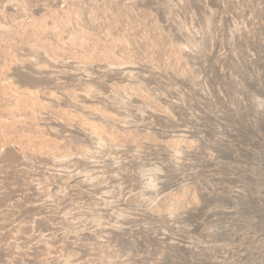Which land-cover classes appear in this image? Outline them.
Masks as SVG:
<instances>
[{"label":"rangeland","instance_id":"374dc122","mask_svg":"<svg viewBox=\"0 0 264 264\" xmlns=\"http://www.w3.org/2000/svg\"><path fill=\"white\" fill-rule=\"evenodd\" d=\"M188 3L0 0V132L14 137L0 139V264H264V99L251 104L264 79L243 46L254 27L210 0L239 40L204 55L210 28ZM70 164L88 178L102 167L106 188L73 183Z\"/></svg>","mask_w":264,"mask_h":264},{"label":"bare ground","instance_id":"6f19581e","mask_svg":"<svg viewBox=\"0 0 264 264\" xmlns=\"http://www.w3.org/2000/svg\"><path fill=\"white\" fill-rule=\"evenodd\" d=\"M170 1V0H169ZM180 1V0H179ZM209 1L210 0H189V3H188V6H191V5H195V7H196V10L195 11H193L194 13H196V15H198V17H194V16H191L190 17V19H192L191 21L192 22H197V21H201V22H204V23H208V25H209V27L208 28H210L209 29V34H208V36L207 37H205L204 38V40L207 42V44L209 45V48L207 49V52H204V55H205V53L206 54H209L210 56H217L218 55V53H220L223 49H224V47H226V45H228V42L227 41H225V39L226 40H228L229 42H232V44H236V43H238V37L236 36L237 34H235V35H232V36H230L229 38H227V36L224 34V32H225V26H226V23H231V21H232V17H230L228 14H227V11L226 12H224L223 11V9H221L220 7H219V5L217 4L215 7V9H213V8H210L209 10H207L206 8H204V7H207L208 6V3H209ZM233 3H235L236 4V6L238 7V9L239 10H241L240 11V13H241V15L243 16V18H244V21H245V23H246V25H248V26H253L254 27V33H255V36H253V37H251V38H249V40L248 41H246L245 43H243V46H244V52L246 53V55L248 56V58L246 59L245 57V59L248 61V64L250 65V64H255L254 65V67H253V69H255V70H258L259 72H260V74H261V76H263V79H264V0H231ZM248 2V3H250L251 4V6H253L254 8H255V12L254 13H250V12H246V10H244L243 9V7L244 6H242V5H240V4H242L243 2ZM221 3L223 4V2L221 1ZM231 3V2H230ZM180 4V3H179ZM238 5H240V6H238ZM235 6V7H236ZM224 7V6H223ZM189 14V13H188ZM238 14V13H237ZM193 15V14H192ZM242 16H241V18H242ZM188 17V16H187ZM235 17V16H234ZM197 18V19H196ZM242 18V19H243ZM238 19V18H237ZM236 19V20H237ZM242 19H241V21H242ZM37 20V19H36ZM187 21V20H186ZM190 21V20H189ZM191 21H190V23H191ZM238 23V22H237ZM241 23V22H240ZM244 23V22H243ZM194 24V23H193ZM195 25V24H194ZM196 26H198V25H196ZM246 28V27H245ZM42 30V29H41ZM238 30V29H237ZM9 31V30H8ZM202 32V31H201ZM200 32V33H201ZM3 33V32H2ZM36 33V32H35ZM206 33V32H205ZM208 33V32H207ZM38 34V33H37ZM201 36H204L203 34L201 35ZM3 37V36H2ZM46 37V36H45ZM7 38V37H6ZM2 41H4V40H2ZM9 41H11L10 39H9ZM8 41V42H9ZM37 41V40H36ZM41 41H42V39H41ZM1 42V41H0ZM85 42V41H84ZM83 42V43H84ZM202 42V41H201ZM12 43V42H11ZM7 44V43H6ZM80 44H81V42H80ZM204 44H206V43H204ZM5 45V44H4ZM75 45V44H74ZM229 45H231V44H229ZM242 45V44H241ZM9 46V45H8ZM11 46V45H10ZM229 47V46H228ZM47 48V47H46ZM203 48V47H202ZM5 49H7V48H5ZM9 49V48H8ZM229 49V48H228ZM1 50H2V48H1ZM11 50V49H10ZM225 50V49H224ZM6 51V50H5ZM15 51V50H14ZM14 51L12 52V54H14ZM203 51V50H202ZM241 51V50H240ZM4 52V51H3ZM8 52H10V51H8ZM4 53H6V52H4ZM3 53V54H4ZM227 53V52H226ZM226 53H225V55H219L217 58L219 59L218 61L222 64V67H224V65H225V56H226ZM241 53V52H240ZM8 54H10V53H8ZM20 54V53H19ZM243 54V53H242ZM244 55V54H243ZM3 56V55H2ZM7 56V58H9V56H11V55H5V57ZM207 56V55H206ZM208 57V56H207ZM216 59V58H215ZM211 60V59H210ZM209 60V61H210ZM213 60V59H212ZM245 60V61H246ZM206 61V60H205ZM217 61V60H216ZM12 62V61H11ZM212 63V62H211ZM218 63V62H217ZM228 63V62H227ZM213 64V63H212ZM2 67V66H1ZM218 67H220V66H218ZM25 68V67H24ZM22 69V68H21ZM40 69V68H39ZM26 70V69H25ZM48 70V69H47ZM57 70V69H56ZM23 71V70H22ZM3 72V71H2ZM1 72V73H2ZM27 72V71H26ZM67 72V71H66ZM0 73V74H1ZM28 73V72H27ZM25 74V73H24ZM23 74V75H24ZM30 74V73H29ZM3 76V75H2ZM35 76V75H34ZM45 76H47V75H45ZM49 76V75H48ZM76 76V75H75ZM33 77V76H32ZM3 78V77H2ZM1 79V78H0ZM8 79V78H7ZM37 79V78H36ZM6 80V79H5ZM39 80V79H38ZM1 81V80H0ZM29 81V80H28ZM261 81V80H260ZM260 81H256L257 83V85H262V84H264V81L263 82H260ZM14 82V81H13ZM12 82V83H13ZM3 83H5V82H3ZM9 84V83H8ZM6 85V84H5ZM4 85H2V87H3ZM8 86V85H7ZM14 86V85H13ZM12 86V87H13ZM17 86V85H16ZM11 87V86H10ZM28 89V88H27ZM256 89V94L255 95H253V97H252V99H251V104H253L254 102H259V101H261V99H264V91L263 92H260L259 91V88H255ZM16 90V89H15ZM15 90H13L12 92H14ZM2 93H4V94H6V95H9V92H11L10 91V89L9 88H2ZM21 91V90H20ZM31 91V90H30ZM24 93H26L25 91H23ZM23 93V94H24ZM3 94V95H4ZM27 94H28V92H27ZM6 95H4V96H6ZM26 96H28V95H26ZM34 96V95H33ZM38 96V95H37ZM10 97H11V95H10ZM10 97H9V99H10ZM18 97H21V93H20V96H18ZM32 97V96H31ZM4 99H5V97H3ZM15 98V97H14ZM37 98V97H36ZM0 99H1V97H0ZM7 100H6V102L8 101V98H6ZM30 99H33V98H30ZM85 99V98H84ZM22 101V99H19V98H17V100L16 101H14V100H12V101H14L13 102V104L15 103V105L16 106H18V107H15L16 108V110H17V108H18V110H19V108H20V105L22 104V103H24L25 101H22V103L20 102V101ZM36 100V99H35ZM11 101V99L9 100V102ZM33 101V100H32ZM32 101H31V105H32ZM38 101V100H37ZM87 101V100H86ZM5 102V101H4ZM35 103H36V101H35ZM43 103V102H42ZM262 103V102H261ZM5 104V103H4ZM8 104V103H7ZM12 104V103H11ZM10 104V105H11ZM26 104V103H25ZM38 104H40L39 102H38ZM259 104V103H258ZM24 105V104H23ZM35 105H37V103L35 104ZM14 107V106H13ZM24 107V106H23ZM33 107H34V105H33ZM32 107V108H33ZM38 107V105L35 107V108H37ZM6 108L7 107H5V110H6ZM26 108V107H25ZM39 108H41V107H39ZM31 109V108H30ZM34 109V108H33ZM97 109V108H96ZM18 110H17V113H15V115H18ZM20 110H21V108H20ZM25 110V109H24ZM34 111V110H33ZM26 112V111H25ZM25 112H24V114H25ZM27 112H31V110L30 111H28L27 110ZM35 112V111H34ZM36 112H37V110H36ZM13 114H14V112H12ZM12 113H11V115H12ZM9 114V113H8ZM32 114V113H31ZM35 114V113H34ZM22 115V114H21ZM30 115V114H29ZM33 115V114H32ZM10 116V115H9ZM19 116V115H18ZM27 116V115H26ZM31 116V115H30ZM23 117V116H22ZM25 117V116H24ZM34 117V115L32 116V118ZM11 118L13 119V117L11 116ZM11 118H9V119H11ZM16 118H17V116H16ZM35 118H36V114H35ZM108 118V117H107ZM2 119V118H1ZM18 119V118H17ZM24 119V118H23ZM22 119V120H23ZM34 119V118H33ZM55 119H57V118H55ZM70 119V118H69ZM4 120V119H3ZM8 120V119H7ZM14 120V119H13ZM13 120H11V121H13ZM21 120V119H20ZM22 120H21V122H22ZM58 120V119H57ZM2 121V120H1ZM9 121V120H8ZM28 121V120H27ZM36 121V120H35ZM55 122V121H54ZM70 122V121H69ZM12 124H14V123H16V122H11ZM20 123V122H19ZM19 123H17V124H19ZM25 123H26V121H25ZM28 123V122H27ZM11 124V126H13ZM22 124H24L23 122H22ZM71 124V123H70ZM15 125V124H14ZM26 125V124H25ZM61 125V124H60ZM10 126V123L9 122H7L6 120L5 121H2V123H1V129L3 128L4 130L6 129V128H9V127H11ZM20 126H22V125H20ZM32 126V125H31ZM67 126V125H66ZM24 127V126H23ZM30 128V127H29ZM63 128H65V127H63ZM76 128V127H75ZM31 129V128H30ZM30 129H28V131L30 130ZM40 129V128H39ZM62 129V128H61ZM60 129V130H61ZM80 129V128H79ZM102 129V128H101ZM17 130V129H16ZM21 130V129H20ZM63 130V129H62ZM65 130H67V128L65 129ZM82 130V129H81ZM104 130V129H103ZM24 131V130H23ZM32 131V130H31ZM76 131H78L77 129H76ZM12 132V131H11ZM10 132V133H11ZM16 132V131H15ZM63 132H65L64 130H63ZM74 132V131H73ZM1 133V132H0ZM8 133H9V131H8ZM4 134L3 133V137H2V133H1V136H0V139H2V141H5V142H7L8 141V139H11L13 136V134L11 133V135L10 134ZM32 133V132H31ZM78 133V132H77ZM76 133V134H77ZM97 134V133H96ZM10 135V136H9ZM19 135V134H18ZM34 135H36V134H34L33 133V136ZM39 135H42V134H39ZM72 135V134H71ZM107 135V134H106ZM110 135V134H109ZM9 136V137H8ZM15 136H16V134H15ZM38 136V135H37ZM43 136V135H42ZM60 136V135H59ZM62 136V135H61ZM40 137V136H39ZM5 138V139H4ZM14 138V137H13ZM88 138V137H87ZM17 139V138H16ZM16 139H15V141H16ZM13 141V140H12ZM18 141H20V140H18ZM9 142V141H8ZM28 142V141H27ZM15 143V142H14ZM17 143V142H16ZM29 143V142H28ZM28 143H25L24 142V144H28ZM30 144L31 143H29V148H31L30 147ZM94 144V143H93ZM13 145V144H12ZM24 147H25V145H23ZM23 146H21V147H23ZM32 146V145H31ZM35 146V145H34ZM5 147V146H4ZM3 147V148H4ZM27 147H28V145H27ZM39 147H40V145H39ZM38 147V148H39ZM11 148V147H10ZM9 148V149H10ZM26 148V147H25ZM29 148H26V149H29ZM34 148V147H33ZM33 148H31L32 150H33ZM1 149V148H0ZM8 149V148H7ZM21 149V148H20ZM30 149V150H31ZM24 149H22V151H23ZM41 150V149H40ZM16 152H18V150H15ZM34 151H36V150H34ZM2 152H3V150H2ZM5 152V151H4ZM10 152V151H9ZM12 152H14V151H12ZM32 152V151H31ZM26 153V152H25ZM1 154V153H0ZM8 154V153H7ZM17 154V153H16ZM15 154V155H16ZM1 155H3V154H1ZM18 155V154H17ZM20 155V154H19ZM40 155V154H39ZM4 156H7V155H5L4 154ZM19 157V156H18ZM22 156L20 155V158H21ZM27 157V156H26ZM105 157V156H104ZM2 158H3V156H2ZM20 158H18V159H20ZM27 159V158H26ZM84 159H86V158H84ZM4 161V160H3ZM14 162H15V160H13ZM17 161V160H16ZM23 161V160H22ZM2 162V161H1ZM13 162V163H14ZM20 162V161H19ZM47 162V161H46ZM45 162V163H46ZM81 162V161H80ZM11 163V162H10ZM23 163V162H22ZM79 163V162H78ZM86 163V162H85ZM105 163V162H104ZM25 164V163H24ZM62 164V163H61ZM89 164V163H88ZM87 164V165H88ZM20 165V164H19ZM96 165H98V164H96ZM103 165V164H102ZM29 166V165H28ZM60 166H62V165H60ZM17 168H18V165L16 166ZM23 167V165L21 166V168ZM56 167H58V166H56ZM21 168H18V169H21ZM61 168H63V172L65 173H63L65 176H68V179L70 180V181H72L73 183H76L77 182V184L78 183H83L84 182V184L85 183H90L88 186H89V188H90V186L93 188V189H91L92 190V193L93 192H95L96 191V193L97 192H99L101 189H105L106 187H104V185L102 186V183L104 182L103 181V178L102 177H100L99 176V173H100V168H102V167H99V166H94L93 165V167H91L90 169L92 170V172L94 171V177H92V178H88L86 175H82L81 174V172H77L76 171V169L75 168H73V166H71V164L70 165H66L65 167H61ZM25 169H26V167H25ZM89 169V170H90ZM52 170V169H51ZM21 172V171H20ZM52 172V171H51ZM29 173V172H28ZM33 173H35V172H33ZM91 173V172H90ZM30 174V173H29ZM28 174V175H29ZM49 174H50V172H49ZM56 174V173H55ZM55 174H51L50 176L52 177V180L53 181H56V177H59V176H61L62 177V175L63 174H58V175H55ZM85 174H87V173H85ZM21 176V175H20ZM24 176V175H23ZM22 176V177H23ZM89 177H91V176H89ZM25 179V178H24ZM51 179V178H50ZM59 179V178H58ZM62 180V179H61ZM22 182V181H21ZM59 182V181H58ZM58 182H57V184H58ZM48 183V182H47ZM47 183L46 184H44L45 186L47 185ZM54 184V183H53ZM53 184H51V185H53ZM105 184V183H104ZM50 185V184H49ZM32 186V185H31ZM41 187V186H40ZM43 187V186H42ZM49 187V186H48ZM72 187V186H71ZM80 187V186H79ZM81 187H85L84 185L83 186H81ZM44 188V187H43ZM60 188V187H59ZM86 188V187H85ZM88 188V187H87ZM32 189H34V188H32ZM49 189H50V187H49ZM41 190V189H40ZM39 188H37L36 189V193H38L39 191ZM51 190V189H50ZM77 190V189H76ZM88 190V189H87ZM87 190H85V191H87ZM78 191V190H77ZM80 192H83L82 190L80 191ZM88 192H89V194H91L90 192L91 191H89L88 190ZM87 192V193H88ZM2 193V192H1ZM35 194V193H34ZM82 194V193H81ZM94 194V193H93ZM38 195V194H37ZM101 195V194H100ZM63 196H64V194H63ZM63 196H61L62 198H63ZM60 197V196H59ZM60 197V198H61ZM57 200V199H56ZM80 201V200H79ZM58 202V201H57ZM123 205H124V202L122 203ZM36 207V206H35ZM23 208V207H22ZM108 208V207H107ZM24 210V209H23ZM8 211V210H7ZM33 211V210H32ZM16 212V211H15ZM34 213V212H33ZM36 216V215H35ZM8 217V216H7ZM80 223V222H79ZM45 224V223H44ZM33 227V226H32ZM36 227V226H35ZM55 227V226H54ZM51 234V233H50Z\"/></svg>","mask_w":264,"mask_h":264}]
</instances>
